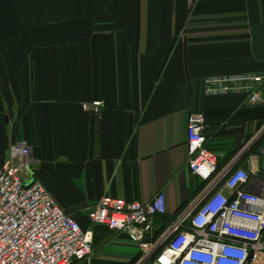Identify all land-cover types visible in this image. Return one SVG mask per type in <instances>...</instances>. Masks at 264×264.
<instances>
[{
  "label": "crops",
  "instance_id": "obj_1",
  "mask_svg": "<svg viewBox=\"0 0 264 264\" xmlns=\"http://www.w3.org/2000/svg\"><path fill=\"white\" fill-rule=\"evenodd\" d=\"M251 77L227 93L207 84ZM94 101L100 116L82 109ZM192 114L219 171L251 173L258 157L264 174V0H0V169L30 147L34 179L93 234L82 264L141 257L89 220L102 198L164 193L166 226L204 191L188 170Z\"/></svg>",
  "mask_w": 264,
  "mask_h": 264
},
{
  "label": "built area",
  "instance_id": "obj_2",
  "mask_svg": "<svg viewBox=\"0 0 264 264\" xmlns=\"http://www.w3.org/2000/svg\"><path fill=\"white\" fill-rule=\"evenodd\" d=\"M261 79L208 81L211 93H227L236 84ZM234 84V87L230 85ZM251 102H261L259 93ZM94 101L82 109L101 115ZM203 115L192 114L188 126V170L206 184L204 191L176 220L163 226L166 197L149 203L102 198L88 218L94 225L125 234L141 251L137 264H264V174L258 157L252 172L219 171L218 157L207 148ZM13 161H16L14 163ZM37 164L28 145L11 149L0 169V264H82L93 258V234L62 210L34 179Z\"/></svg>",
  "mask_w": 264,
  "mask_h": 264
},
{
  "label": "water",
  "instance_id": "obj_3",
  "mask_svg": "<svg viewBox=\"0 0 264 264\" xmlns=\"http://www.w3.org/2000/svg\"><path fill=\"white\" fill-rule=\"evenodd\" d=\"M35 174H36V172L33 173V175H35Z\"/></svg>",
  "mask_w": 264,
  "mask_h": 264
}]
</instances>
